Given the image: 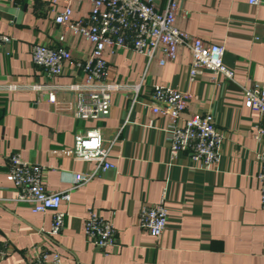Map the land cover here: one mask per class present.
I'll list each match as a JSON object with an SVG mask.
<instances>
[{
  "label": "crops",
  "instance_id": "0c3cea01",
  "mask_svg": "<svg viewBox=\"0 0 264 264\" xmlns=\"http://www.w3.org/2000/svg\"><path fill=\"white\" fill-rule=\"evenodd\" d=\"M169 0H154L163 9ZM176 27L206 43L224 46L223 61L231 79L203 71L189 79L190 56L179 46L173 61L159 65L130 46H106L109 79L139 84L137 93L113 91L105 117L84 120L73 116L76 94L58 90L55 101L46 91L7 90L6 84L52 81L68 85L79 80L75 61L86 57L90 44L54 21L64 0H0V32L11 37L0 49V264H28L35 250L57 251L62 264H264V210L256 179L261 142L253 138L258 112L243 106L242 91L264 88V1L174 0ZM72 20L85 19L90 0H73ZM64 46L71 52L60 75L46 77L32 62L31 46ZM188 92L185 111L174 122L151 110L152 86ZM210 112L223 133L218 164L194 165L186 152L171 155L167 127L182 124L194 112ZM100 127L110 142L103 170L95 161L75 160L62 149L74 135ZM13 153L46 167L49 192H70L62 201L64 223L49 235L53 210L33 212L16 199L7 180ZM79 173L92 174L77 182ZM164 191L167 224L154 237L139 225L143 207L159 202ZM90 209L114 228L112 245L98 248L86 241L84 218Z\"/></svg>",
  "mask_w": 264,
  "mask_h": 264
},
{
  "label": "built area",
  "instance_id": "2783aa9c",
  "mask_svg": "<svg viewBox=\"0 0 264 264\" xmlns=\"http://www.w3.org/2000/svg\"><path fill=\"white\" fill-rule=\"evenodd\" d=\"M54 16V21L66 26L73 34L87 40L90 44L86 57L75 61L80 70L77 82L61 85L52 81L31 84H6L7 90L22 88L46 91L49 99L55 101L58 90H71L76 94L73 116L84 120L105 117L109 113L110 98L113 91L132 89L135 94L139 84L128 85L111 81L109 65L104 57L106 46L127 47L143 54L147 61L155 60L159 65L173 61L179 46L188 49L189 79L192 80L203 71L222 75L231 79L233 72L224 61V46L206 43L193 37L175 25L177 4L169 0L163 9H158L154 0H90L91 6L85 19L72 20L71 1ZM264 0H248L256 5ZM11 37L0 32V49L9 44ZM31 57L34 65L40 67L46 77L54 78L63 71L65 63L71 61L68 48L47 44H33ZM243 106L256 111L261 119L254 126L253 138L257 142L264 139V88L254 85L242 91ZM190 94L174 88L155 84L152 86L150 107L154 113L165 115L173 122L185 111ZM169 152L173 156L186 152L191 162L199 168L209 169L219 162L223 133L215 126L210 112H194L182 124L167 127ZM110 142L104 140L100 127L76 133L73 145L62 149L63 155L75 160L95 161L103 170L113 168L110 157ZM259 171L256 179L260 191V207L264 210V150L256 153ZM46 167L40 163L23 159L19 153L8 158L6 178L17 190L16 199L30 205L33 212L53 210L49 235H56L63 226L65 213L59 210L62 201L70 200V192H49L45 188L43 173ZM92 174L79 173L77 182H85ZM164 191L158 203L141 209L139 225L154 237L160 236L167 224V209L164 205ZM84 235L87 242L103 248L112 245L115 231L112 223L95 210L90 209L84 218ZM5 252L0 251V256ZM28 264H62L57 251L35 250L28 258Z\"/></svg>",
  "mask_w": 264,
  "mask_h": 264
}]
</instances>
